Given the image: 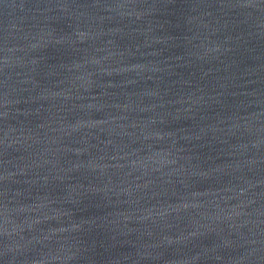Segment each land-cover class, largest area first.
I'll return each instance as SVG.
<instances>
[{
    "label": "water",
    "instance_id": "95a60500",
    "mask_svg": "<svg viewBox=\"0 0 264 264\" xmlns=\"http://www.w3.org/2000/svg\"><path fill=\"white\" fill-rule=\"evenodd\" d=\"M0 264H264V0H0Z\"/></svg>",
    "mask_w": 264,
    "mask_h": 264
}]
</instances>
